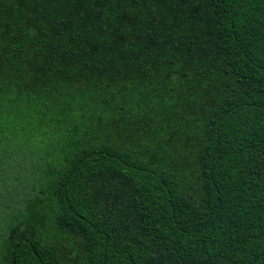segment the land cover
<instances>
[{"label":"trees","instance_id":"trees-1","mask_svg":"<svg viewBox=\"0 0 264 264\" xmlns=\"http://www.w3.org/2000/svg\"><path fill=\"white\" fill-rule=\"evenodd\" d=\"M0 264H264V0H0Z\"/></svg>","mask_w":264,"mask_h":264}]
</instances>
